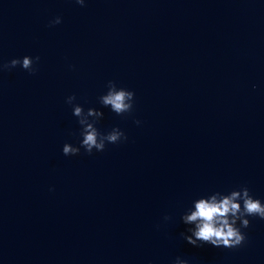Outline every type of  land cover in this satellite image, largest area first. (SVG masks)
I'll return each instance as SVG.
<instances>
[{"label": "water", "instance_id": "95a60500", "mask_svg": "<svg viewBox=\"0 0 264 264\" xmlns=\"http://www.w3.org/2000/svg\"><path fill=\"white\" fill-rule=\"evenodd\" d=\"M26 55L35 74L0 70V264H264V219L236 248L182 220L217 191L264 202V0H0V64ZM72 94L128 139L64 155Z\"/></svg>", "mask_w": 264, "mask_h": 264}, {"label": "clouds", "instance_id": "9594fccd", "mask_svg": "<svg viewBox=\"0 0 264 264\" xmlns=\"http://www.w3.org/2000/svg\"><path fill=\"white\" fill-rule=\"evenodd\" d=\"M75 2L81 6L85 5V0H75ZM60 23H62V17L56 16L49 22V26ZM39 60V56L30 55L13 58L0 64V70H11L20 66L30 74H35ZM107 88L108 91L100 96V103L103 106L110 107L117 115L131 113L134 110V90L120 87L114 80L107 82ZM76 100L75 94L66 98V102L73 107V115L78 117L82 140L78 146L65 143L64 155H78L81 148L88 154H92L94 150L104 151L110 143L118 144L128 139L126 133L118 126L108 132H102L96 125L104 113L94 107L85 111L83 105L76 103ZM136 123L141 122L137 120ZM249 217L264 219V202L255 198L249 187L241 186L228 193L217 191L215 194L196 199L194 210H191L190 214L187 212L183 214L182 220L185 224L195 225L194 228L188 229L191 235H186L185 239L193 246L208 243L215 247H239L246 240V234L241 229L250 226ZM165 219H170V217H165ZM174 264H189V261L178 256Z\"/></svg>", "mask_w": 264, "mask_h": 264}]
</instances>
